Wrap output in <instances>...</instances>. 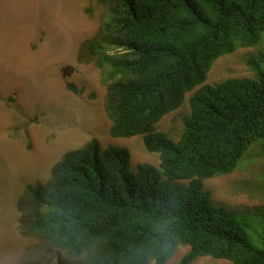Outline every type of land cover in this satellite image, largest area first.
Listing matches in <instances>:
<instances>
[{
	"label": "trees",
	"instance_id": "1",
	"mask_svg": "<svg viewBox=\"0 0 264 264\" xmlns=\"http://www.w3.org/2000/svg\"><path fill=\"white\" fill-rule=\"evenodd\" d=\"M101 2L107 20L83 49L103 71L109 133L141 135L159 165L132 169L125 147L96 139L66 152L46 183L25 186L26 234L84 264H166L180 245L188 250L176 264H264V233L253 243L203 189L264 139V49L248 59L253 77L204 84L218 57L262 41L264 0ZM191 91L174 141L157 123Z\"/></svg>",
	"mask_w": 264,
	"mask_h": 264
},
{
	"label": "rangeland",
	"instance_id": "2",
	"mask_svg": "<svg viewBox=\"0 0 264 264\" xmlns=\"http://www.w3.org/2000/svg\"><path fill=\"white\" fill-rule=\"evenodd\" d=\"M105 20L101 0H0V264L85 263L84 255L72 256L26 234L22 224V208L30 200L24 186L46 182L66 152L96 139L102 148H127L132 169L139 163L159 164L141 135L109 133L103 71L83 49ZM263 49L264 37L256 46L218 57L204 84L253 77L248 59ZM193 91L157 123V130L174 141L190 112ZM203 186L212 205L244 223L256 244L264 233V139L250 145L232 172L211 177ZM187 250L180 245L166 264H176ZM190 264L231 263L199 256Z\"/></svg>",
	"mask_w": 264,
	"mask_h": 264
},
{
	"label": "clouds",
	"instance_id": "3",
	"mask_svg": "<svg viewBox=\"0 0 264 264\" xmlns=\"http://www.w3.org/2000/svg\"><path fill=\"white\" fill-rule=\"evenodd\" d=\"M106 13H107V11H106ZM105 21H106V20H105ZM221 56H222V55H221ZM185 98H186V96H185ZM184 117H185V116H184ZM158 131H159V130H158ZM165 134H166V133H165ZM166 135H167V134H166ZM167 136H168V135H167ZM91 140H92V139H91ZM142 142H143V140H142ZM253 143H254V142H253ZM143 145H144V144H143ZM144 147H145V146H144ZM126 149H127V148H126ZM75 150H76V149H75ZM127 150H128V149H127ZM247 152H248V151H247ZM247 152H246V153H247ZM155 153H156V152H155ZM157 154H158V153H157ZM158 156H159V155H158ZM244 156H245V155H244ZM244 156H243V157H244ZM62 157H63V156H62ZM62 157H61V158H62ZM60 160H61V159H60ZM60 160H59V161H60ZM59 161H58V162H59ZM56 163H57V162H56ZM56 163H55V164H56ZM55 164H54V165H55ZM139 164H141V163H139ZM54 165H53V167H54ZM158 165H159V164H158ZM53 167H52V168H53ZM52 168H51V171H52ZM51 171H50V174H49L48 179L50 178ZM217 176H218V175H217ZM214 177H215V176H214ZM210 178H211V177H210ZM48 179H47V181H48ZM207 179H209V178H207ZM207 179H204L203 182H204L205 180H207ZM47 181H46V182H47ZM46 182H44V183H46ZM29 184H31V183H29ZM41 184H43V183H41ZM26 185H28V184H26ZM26 185H25V186H26ZM32 185H35V184H32ZM25 186H24V190H25ZM203 189H204V186H203ZM204 190H205V189H204ZM206 191H207V190H206ZM207 192H208V191H207ZM25 193H26V192H25ZM208 193H209V192H208ZM26 194H27V193H26ZM27 195H28V194H27ZM209 196H210V194H209ZM29 198H30V197H29ZM210 200H211V199H210ZM32 236H34V235H32ZM37 237H38V236H37ZM41 239H42V238H41ZM44 241H45V240H44ZM49 245H50V244H49ZM50 246H51V245H50ZM187 247H188V246H187ZM178 248H179V247H178ZM65 251H66V250H65ZM72 256H73V255H72Z\"/></svg>",
	"mask_w": 264,
	"mask_h": 264
}]
</instances>
